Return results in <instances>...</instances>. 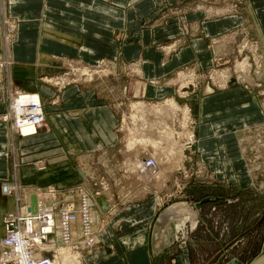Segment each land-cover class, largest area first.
Here are the masks:
<instances>
[{"label": "rangeland", "instance_id": "374dc122", "mask_svg": "<svg viewBox=\"0 0 264 264\" xmlns=\"http://www.w3.org/2000/svg\"><path fill=\"white\" fill-rule=\"evenodd\" d=\"M16 3L0 0V81H3L0 84L6 89L8 102L5 108H0V132L3 127L5 133L10 132L8 137L0 138L5 145V150H0V160L8 159L10 164L8 179L0 184L2 196L14 203V210L5 215L16 213L24 196L30 193L37 196L35 193H42L40 190L59 187L46 184V180L43 185L26 182L40 177L38 173L46 168V162L59 156L48 152L46 157L47 150L40 148L39 135L46 120L35 140L26 141L31 137L18 133L19 113L15 107L21 95H39L29 96L38 97L46 118L47 114L41 93L29 81L33 76L31 67L17 66L20 71L15 73L17 78L24 79L20 84L25 89L7 85L8 80L13 82L10 77L15 66L13 48L19 33L26 24H37L29 13L17 9ZM159 9H163L160 17L145 26L154 28V46L165 49L168 55L189 46L204 32V24L219 21L225 30L217 37L207 35L206 59L180 68L164 81L172 89L171 94L156 100L133 96L119 102L117 147L97 152L96 158L90 160L100 177L111 178L109 182L90 183V189L76 182L58 190L66 194L67 202H78V194L73 192L80 188L93 196L94 228L99 242L93 249L80 253V258L85 264H128L127 256L133 252L130 249L144 246L147 237L150 251H155L152 225L148 235L147 231L139 232L124 244L140 228L129 225L120 230L113 223L109 225L111 220L123 208L152 204L159 213L179 204L193 212L194 220L189 219L175 229L176 242L158 264H174V259L182 254L179 245L183 244L187 246L191 264H253L264 255V39L249 12V0H177L173 6L163 5ZM200 12L201 21L195 16ZM123 40L128 44L136 41L130 33ZM82 56L65 55L60 61L53 58L54 64L48 75L40 78L39 86L56 98L71 86L100 85L111 80L109 84L121 92L122 83L114 81L119 59L103 57L91 63ZM128 74L139 75L134 67H129ZM206 95L239 97L242 111L241 118L234 122L221 120L219 139L206 143L209 148L204 142L202 148L199 137L203 119L198 110ZM251 100L253 104L257 101L255 105L260 108L256 110L259 113L250 116L247 107ZM7 115V119H2ZM149 157L159 162L157 177L138 170L140 163ZM87 158L86 154H79L69 156V161L79 165ZM32 166L35 174L29 177L28 169ZM6 185L8 193L4 191ZM52 200L64 201L57 196Z\"/></svg>", "mask_w": 264, "mask_h": 264}, {"label": "crops", "instance_id": "0c3cea01", "mask_svg": "<svg viewBox=\"0 0 264 264\" xmlns=\"http://www.w3.org/2000/svg\"><path fill=\"white\" fill-rule=\"evenodd\" d=\"M15 1L16 8L29 13L28 16L36 19L37 24H26L19 33L18 42L13 48L15 66L10 76L13 82L8 80L7 85L25 89L20 84L24 79L17 78L15 74L20 71L17 66L32 68L30 72L33 76L29 81L35 83L41 93L47 114L45 128L41 129L39 135L40 148L47 150L46 157L50 154L48 152L59 156L54 161L46 162V168L38 173L40 177L26 181L30 185L34 183L43 185L44 180L48 185L59 187L82 182L90 189V183L100 180L109 182L111 178L100 177L90 165V160L92 157L96 158L97 152L110 151L117 147L119 102L133 96L156 100L171 94L172 89L168 88L164 81L180 68L196 60L206 59L209 55L208 43L205 40L207 35L217 37L225 30L223 23L219 21L204 24V32L195 37L189 46L168 55L165 49L154 46L152 41L154 28L145 24L160 17L163 11L159 9L160 7L173 6L177 0H10L13 4ZM249 8V12L253 14V22L258 24L259 33L264 39V0H249ZM201 15L202 12L195 16H199L201 21ZM191 17L192 15L187 20L190 21ZM129 33L136 40L131 44L123 40ZM65 55L72 58L83 55L91 63L103 57L119 59L118 76L114 77V81L122 83L121 92L112 87L109 84L111 80H108L106 81L108 84L104 81L100 85L71 86L55 98L54 93L39 86V80L48 75L49 67L54 64L51 62L53 58L60 61ZM122 64H125V68H122ZM57 66L60 68L59 64ZM129 67H134L139 75L128 74ZM124 78L126 80L122 82ZM0 83L3 84V81ZM2 84L0 108H5L8 102L6 89ZM119 93L121 95H118ZM206 96L198 110L203 119L199 137L202 148L205 145L209 148L210 144L206 143L219 139L221 135L219 128L221 124L223 125L221 120L228 119L234 122L241 118L242 111L239 108L241 102L239 97ZM254 103L257 104V101ZM255 104L251 100L247 107L249 109L246 108L250 116L259 113L256 111L259 106ZM4 129L6 127L0 132V138L10 135V132L5 133ZM35 138L36 136L27 138L26 141ZM215 145L217 146L216 143ZM0 150H5V145L1 141ZM79 154H86L88 158L84 159L85 161L81 160L79 165L72 164L69 156ZM9 167L8 159L0 160V182L8 179ZM34 169L33 166L29 167V177L35 174ZM13 210L14 203L11 198L2 196L0 184V240L5 235L1 218ZM160 213L152 204L123 208L109 225L113 223L120 230L129 225L140 228V231L124 240L125 244L139 232L147 231L148 235L149 226L154 227ZM175 242L174 239L159 248H156L154 243L155 251H150L147 237L144 246L130 249L133 252L127 256V262L158 264L163 258L162 255L169 251ZM179 247L182 254L176 257L173 263L191 264L186 244Z\"/></svg>", "mask_w": 264, "mask_h": 264}, {"label": "built area", "instance_id": "2783aa9c", "mask_svg": "<svg viewBox=\"0 0 264 264\" xmlns=\"http://www.w3.org/2000/svg\"><path fill=\"white\" fill-rule=\"evenodd\" d=\"M36 108L37 105L35 104L26 103L21 105L24 119H29L39 129L46 119L43 117V113H36ZM7 117L8 115L2 117V119H7ZM142 162L144 164L143 170L153 174L158 171V162L154 157H149ZM60 189L63 188L58 187L57 190L50 188L45 191H40L42 193L52 192L54 194L52 199H55L57 196L65 201L66 194L58 191ZM13 193L16 195L15 191ZM73 193L78 194V202H64L62 200L55 202L50 198L53 207H51L52 210L49 213H42L40 207L38 215L21 216V207L26 205V197H24V201L21 207H18L16 213L5 215L2 221L5 227V235L0 243L1 264H56L57 250H45L44 246L53 243H56V247L59 246L57 241L53 242L54 237L57 236V218L59 221L60 242L62 246L71 245L74 250L81 252V254L85 250L89 251L93 249L99 242L97 230L93 228V222L90 219V213L94 208L90 203L93 196L82 188ZM70 196L72 197L73 195ZM42 203L41 201L40 204L42 205ZM79 215L82 220V228L80 234L75 236L73 225L74 223H78ZM36 222L38 224H35ZM82 264H85L83 259Z\"/></svg>", "mask_w": 264, "mask_h": 264}, {"label": "bare ground", "instance_id": "6f19581e", "mask_svg": "<svg viewBox=\"0 0 264 264\" xmlns=\"http://www.w3.org/2000/svg\"><path fill=\"white\" fill-rule=\"evenodd\" d=\"M31 89V88H30ZM28 96H24V95H21L18 99V102L16 101V112L19 113L18 114V126H17V129L20 133V135L22 137H32V136H35L37 135L38 133V127L36 126L35 123L33 122H30L29 119H24V117L22 116V113L23 110H21V105L22 104H26L28 101H31L30 104H35L37 105V108H36V113L41 112V114L43 115V117L46 119V116H45V113H44V110H43V105H42V101L40 102L39 101V98L36 97V96H39L37 95L36 93H32V94H26ZM29 95H36V96H29ZM18 103V105H17ZM21 114V115H20ZM158 124V123H157ZM155 125V124H154ZM152 128V127H151ZM164 133V131H163ZM155 158V157H154ZM157 160V158H155ZM158 162V160H157ZM144 167V164L143 162L140 163V166L138 168L139 172H141L142 174H150L152 176H155L157 177L158 175V172H156L155 174L151 173V172H147L145 170H143L142 168ZM160 165H159V162H158V169H159ZM4 191L8 193V185L4 186ZM34 193H30L28 196H24L26 197V201H25V210H23L21 212V216H35V215H38L39 214V209L41 207V212L42 213H49L51 212L50 210L51 207H53V203H51L49 201L50 197L53 196L54 197V194H52V192H48V193H35L37 196V202L35 205H33L32 203V197L35 196L33 195ZM41 201L43 202L42 205L40 204ZM90 203L92 204V206L94 207L90 213V219L92 220L93 222V228H94V225H95V218H94V211H95V205H94V201H90ZM29 209L30 212H28L26 214V210ZM181 209V212H182V216L175 219L168 227L167 229L164 231V234H163V239H162V243L156 245V248H159L161 247L163 244H168V243H171V241L173 240L174 238V235H175V229H178L180 227V225H182L184 222H186L187 220H194L193 216V212L187 207V206H184ZM14 214V213H12ZM78 223L73 225V228H74V235L77 236V234H80L81 232V228H82V220H81V216L79 215L78 217ZM57 230H56V233H57V236L54 237V240L53 242H58L59 245H61V242H60V228H59V221H58V218H57ZM35 224H38V222H36ZM5 228V227H4ZM95 229V228H94ZM52 242V243H53ZM1 243V241H0ZM45 250H57L56 254H57V257H56V260H55V263L56 264H82V259L80 258L81 255L79 251H76L73 249V247L71 245H61L56 247V243H53V244H47L44 246ZM1 263V261H0ZM253 264H264V255H262L260 258H258Z\"/></svg>", "mask_w": 264, "mask_h": 264}, {"label": "water", "instance_id": "95a60500", "mask_svg": "<svg viewBox=\"0 0 264 264\" xmlns=\"http://www.w3.org/2000/svg\"><path fill=\"white\" fill-rule=\"evenodd\" d=\"M37 202L36 196L32 197V203L35 205ZM180 205H172L163 210L158 216L154 229H153V240L156 245L162 243L164 231L167 227L177 218L182 216Z\"/></svg>", "mask_w": 264, "mask_h": 264}]
</instances>
